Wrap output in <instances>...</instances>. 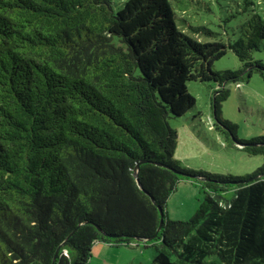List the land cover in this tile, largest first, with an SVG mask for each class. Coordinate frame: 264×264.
Returning <instances> with one entry per match:
<instances>
[{
    "label": "trees",
    "instance_id": "1",
    "mask_svg": "<svg viewBox=\"0 0 264 264\" xmlns=\"http://www.w3.org/2000/svg\"><path fill=\"white\" fill-rule=\"evenodd\" d=\"M112 3L0 0V264H88L97 241L142 240L161 245L149 264H264V136L239 138L220 114L228 82H264V0H244L221 32L178 18L185 0ZM228 50L241 66L215 68ZM190 81L206 86L213 128L259 167L178 164L169 118L196 105ZM179 179L203 193L183 220L166 211Z\"/></svg>",
    "mask_w": 264,
    "mask_h": 264
},
{
    "label": "rangeland",
    "instance_id": "2",
    "mask_svg": "<svg viewBox=\"0 0 264 264\" xmlns=\"http://www.w3.org/2000/svg\"><path fill=\"white\" fill-rule=\"evenodd\" d=\"M124 0H113L116 11ZM188 11L177 10L178 18L188 19L193 25H205L215 31H222V21L235 13L244 0H185ZM245 12L230 16L226 22L228 31L235 29L238 20L245 17ZM180 21V20H179ZM182 22V21H180ZM234 37V36H233ZM254 56L264 61V51H257ZM241 66L235 54L228 52L217 59V69H237ZM228 96L221 101L220 114L235 126L239 138L264 136V82L258 72H254L248 83L228 82ZM190 91L196 96V105L183 115L170 117L169 123L177 130V145L174 158L184 168L204 170L211 173L244 175L259 167L261 155H249L239 149L237 143H229L222 133L213 128L210 119L209 96L204 83L189 82ZM231 191L224 193V198L215 197L219 205L224 206ZM203 200V193L189 179H179L175 189L167 199V216L171 219H188ZM158 241H137L131 244L110 245L97 241L91 248L88 264H149L157 253ZM167 249V248H165Z\"/></svg>",
    "mask_w": 264,
    "mask_h": 264
},
{
    "label": "water",
    "instance_id": "3",
    "mask_svg": "<svg viewBox=\"0 0 264 264\" xmlns=\"http://www.w3.org/2000/svg\"><path fill=\"white\" fill-rule=\"evenodd\" d=\"M137 166H138V164L135 165V169H134V172H133L134 176H136ZM159 214H160V221H159V225L157 227V230L160 228L161 222H162V219H163V217H162L163 211L161 209L159 210ZM138 239L142 240V238H138ZM148 239H150V238H148Z\"/></svg>",
    "mask_w": 264,
    "mask_h": 264
}]
</instances>
